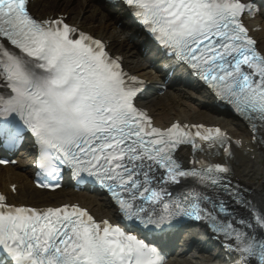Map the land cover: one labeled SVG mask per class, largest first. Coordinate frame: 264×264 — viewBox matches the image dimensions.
Returning a JSON list of instances; mask_svg holds the SVG:
<instances>
[{"label":"snow or ice","instance_id":"1","mask_svg":"<svg viewBox=\"0 0 264 264\" xmlns=\"http://www.w3.org/2000/svg\"><path fill=\"white\" fill-rule=\"evenodd\" d=\"M32 2L0 0V147L31 135L37 176L54 181L40 187L59 188L68 169L106 193L121 223L79 203L30 207L0 193V264H167L136 233L163 235L184 222L203 224L228 264H264V198L231 179L233 145L244 141L202 123L157 126L136 103L143 79L66 16H36ZM124 4L264 147V50L246 23L264 17V0Z\"/></svg>","mask_w":264,"mask_h":264},{"label":"bare ground","instance_id":"2","mask_svg":"<svg viewBox=\"0 0 264 264\" xmlns=\"http://www.w3.org/2000/svg\"><path fill=\"white\" fill-rule=\"evenodd\" d=\"M32 10L40 14L49 12L53 13H69L70 19L77 25L94 31L98 35L104 36L111 40V47L124 56L126 66L133 72L150 80L151 84L159 83V76L156 73L154 64L151 59L142 52L139 43L132 40L130 33L124 28L119 27V22L116 16H113L111 10L102 7L97 0H37L32 4ZM259 21H263L264 17L259 16ZM255 24V23H254ZM263 32L259 31L257 37L259 39V47L264 50V28ZM190 95V96H189ZM181 87L170 95L157 97L149 95L145 98L144 103L154 115L157 124L166 126L172 120L179 119L182 122H199L205 121L208 124L220 123L232 131H237L242 134V128L236 122L219 115L200 97L191 96ZM244 147L238 150L233 161L234 169L238 176H248V173H256L259 170L258 159L252 160L251 152L244 151L246 147H251L256 150L255 159L264 157V147L259 148L257 144H250V141L244 140ZM247 154H249L247 156ZM28 158H22L19 164L15 167H0V190L7 192L10 198L16 202H32L38 204H51L61 202L80 201L84 207H87L98 217L111 215L112 208L109 202L96 193L87 191L75 192L71 188H62L54 193L42 192L35 189L31 183L30 169ZM24 167V169H23ZM250 170V171H249ZM17 183L19 191L14 196L9 187ZM254 192L258 194L264 189L263 183H253ZM195 233H192L194 235ZM194 239L197 236H189ZM197 238L196 240H200ZM216 259L212 260L211 264H221ZM191 259L187 256H177L169 264H192ZM199 264H203L200 262Z\"/></svg>","mask_w":264,"mask_h":264},{"label":"rangeland","instance_id":"3","mask_svg":"<svg viewBox=\"0 0 264 264\" xmlns=\"http://www.w3.org/2000/svg\"><path fill=\"white\" fill-rule=\"evenodd\" d=\"M198 97H200V96H198ZM201 98V97H200ZM234 134H236L235 132H233ZM263 163H264V161H263ZM262 162H260V165H262L263 164ZM264 173V170L263 169H260V170H258L256 173H254L253 175H255V177L254 178H249V179H244L246 182H255V183H257V180H258V178H259V176L261 175V174H263ZM210 257H211V254L210 253H206V254H200V258L201 259H198V260H196L195 262H193L192 264H196V263H198V262H202V263H208V260L207 259H210Z\"/></svg>","mask_w":264,"mask_h":264}]
</instances>
